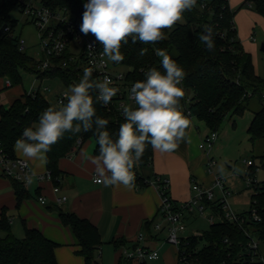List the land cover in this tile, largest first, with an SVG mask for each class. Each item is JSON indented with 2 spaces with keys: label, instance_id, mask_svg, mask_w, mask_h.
<instances>
[{
  "label": "trees",
  "instance_id": "16d2710c",
  "mask_svg": "<svg viewBox=\"0 0 264 264\" xmlns=\"http://www.w3.org/2000/svg\"><path fill=\"white\" fill-rule=\"evenodd\" d=\"M40 1L42 6L51 10L67 11L82 23L85 11L83 5L86 0ZM249 5L252 6L251 3ZM17 6H21L24 12L28 5L5 1L0 12V77L9 80L11 87L23 83L24 73L34 74L42 81L59 79L67 87L78 83L85 69L84 61H72L70 50L53 58L50 70L45 72L40 69L42 60L38 61L24 52L20 45L21 36L16 35L19 20L11 16L12 10ZM253 9L264 17V0H253ZM183 20L174 29H165V39L158 43L145 45L133 43L129 39L121 48L125 59L114 65L128 68L127 81L134 84L136 81L144 80V73L150 68L155 67L163 72L161 58L156 55L155 50H166L186 73L182 85L185 95L180 101L181 109L188 107L210 131H219L228 116L243 114L256 98L262 107L255 113L248 133L253 146L257 141L264 142V76L257 74L253 57L239 37L235 13L229 0H197L196 8L191 12H185ZM206 26H211L214 32L215 47L212 51L206 50L197 38V34ZM141 49H147L144 55L140 54ZM92 79L95 80L94 77ZM92 95L95 98L96 93L93 92ZM49 106L53 105L42 93L36 96L24 93L9 107L0 106V141L4 153L9 158H17L14 151L15 141L21 137L25 128L36 126L41 112ZM94 107L96 117L109 121L107 130L115 140L124 117L109 111L100 102H95ZM90 139L96 142L95 124L88 132L65 133L64 137L52 146L51 151L47 153V167L55 186H58L57 181L62 174L59 168L60 159L70 155L80 140L83 145ZM154 151L151 145H147L141 161L133 169L138 189H143L150 183L142 170L153 164ZM95 154H99L97 143ZM258 159L264 169V154ZM10 179L20 206L30 197V193L23 182ZM254 198L258 201L256 207L260 219L250 217L243 224L228 221L223 216L221 205L215 206L217 214L222 215L221 220L211 224L210 229L203 234L188 238L186 248L195 261L199 264H251L247 253V246L250 243L247 229H250L260 242V251L264 255L261 250V243H264V188L260 189ZM241 215L250 216V210ZM60 218L78 238L80 249L77 253L84 257L85 263L101 264L97 261V252L102 240L96 225L68 211L61 210ZM116 244L120 246L124 243L117 241ZM58 246V243L48 239L37 228L25 226V237L18 238L12 232L8 215L6 212L2 213L0 264H58L56 255ZM120 264H125L123 258Z\"/></svg>",
  "mask_w": 264,
  "mask_h": 264
},
{
  "label": "clouds",
  "instance_id": "9594fccd",
  "mask_svg": "<svg viewBox=\"0 0 264 264\" xmlns=\"http://www.w3.org/2000/svg\"><path fill=\"white\" fill-rule=\"evenodd\" d=\"M196 6L197 0H86L80 31L84 35L92 34L102 45V57L121 63L125 59L121 48L129 39L145 45L158 43L165 39V29H174L183 21L184 13ZM213 37L211 26L197 34L208 51L214 50ZM146 51L141 49L140 54ZM155 51L161 58L163 72L150 68L144 73V80L131 86L129 98L135 107L121 105L124 122L115 140L107 130L109 121L96 117L94 103L109 105L119 89L112 86L113 81L107 76L102 81L93 80V70L85 68L79 82L64 92L60 106L47 107L34 128L23 130L14 143V151L44 164L47 153L65 133L88 132L95 124L99 154L89 158L95 166L94 182L105 187L123 185L132 189L136 179L133 169L141 161L146 146L151 145L161 153L174 152L186 139V130L191 126V120L180 107L186 73L166 50ZM27 182H32L31 176ZM155 258L153 253L150 259Z\"/></svg>",
  "mask_w": 264,
  "mask_h": 264
},
{
  "label": "crops",
  "instance_id": "0c3cea01",
  "mask_svg": "<svg viewBox=\"0 0 264 264\" xmlns=\"http://www.w3.org/2000/svg\"><path fill=\"white\" fill-rule=\"evenodd\" d=\"M5 1H16L33 7L41 6L40 0H0V12ZM18 8L21 10V6ZM7 81L0 77V106L9 107L26 91L14 92L12 87H8ZM188 118L191 120V126L186 130V139L179 144L176 151L171 153L154 151L153 164L142 170L144 177L150 181L143 189H138L136 185L130 190L123 185L105 187L94 182L95 166L89 158L96 156L95 140L90 144L87 141L70 155L60 159L59 168L62 174L57 181L61 189L60 193L54 192L55 183L52 180L41 179V176L49 171L47 162L41 164L38 160L26 159L15 151L17 158L25 159L30 163L32 182L24 183L30 197L18 206L12 180L0 169V215L6 212L11 223L17 216L22 221L24 229L25 226L37 228L48 239L58 243L56 249L58 264H86L84 257L77 253L80 249L78 238L73 230L61 221V210L75 213L96 225L102 240L97 252V261L101 264H120L123 248L136 244L142 233L147 238L145 244L151 249H158L161 254L160 259L166 264H180L178 248L166 242V232L155 230V224L162 222L159 215L162 199L152 181L155 176L167 179L170 183V196L176 202L190 199V181L192 177L196 178V172H199L197 163L192 162L193 159L196 160L195 154L192 153V140L195 136L204 139L211 131L199 120L200 125L196 126V122L192 120L193 118L196 120V116ZM205 157L207 163L206 154ZM251 160L257 166L255 159ZM259 174L260 172L257 174L258 178ZM245 176L242 177L241 183L235 178H225L233 189V196L240 192L247 193L249 210L256 193L245 186ZM212 181L213 176L211 183L205 184L204 181L201 183L210 187ZM245 188L248 189L247 192ZM58 196H66L67 200L59 204L56 201ZM233 196L229 199L232 209L241 205L237 204L239 200L234 204L230 201ZM41 197L46 198V204L40 202ZM186 236L192 235L186 233ZM117 241H123L124 244L117 246Z\"/></svg>",
  "mask_w": 264,
  "mask_h": 264
},
{
  "label": "built area",
  "instance_id": "2783aa9c",
  "mask_svg": "<svg viewBox=\"0 0 264 264\" xmlns=\"http://www.w3.org/2000/svg\"><path fill=\"white\" fill-rule=\"evenodd\" d=\"M24 13L31 18V21L38 27L40 32L41 47L44 55L40 65L41 71L45 72L50 70L53 58H57L65 51L70 50L72 52L71 60L75 62L83 60L84 67L93 70L92 77H94L96 81H102L104 77L107 76L113 81L112 86L119 89L117 96L113 98L112 102L107 106L104 105L109 111L116 112L123 116L121 105L135 107L134 102L129 98L130 88L133 84L127 81V72L116 70L117 67L113 62L108 61L107 57L101 56L102 45L96 42L92 34L84 35L80 31L81 22L73 15L64 10L54 11L42 5L39 7L27 6ZM20 45L22 49L25 48V41L22 38L20 40ZM90 45L92 48H89ZM7 85L11 87V82L9 80L7 81ZM49 90L50 88L44 85L37 88L34 83L28 93L32 96H36L38 93L43 94ZM64 92L58 94L57 106H60V101L64 100ZM182 111L188 117L193 116L188 107H183ZM218 139V131H211L204 137L200 144V148L207 156L208 172L213 176L212 185L210 187L193 179L192 197L184 202H176L171 198L170 194H168L170 183L167 179L157 176L152 181L158 188L162 199L159 208V215L162 222L155 224V230L158 232H166V242L178 248L180 264H199L192 258L186 248L189 238V236H186V213H200L206 215L205 213L207 211H211L208 218L213 224L217 222V217L221 220L222 215L217 214V208H215L216 205H221L220 209L222 210L224 218L230 222L243 224L250 217L255 220L260 219L256 207L258 201L255 198L249 209L250 216L238 214L231 208L229 199L234 194L233 189L228 184V179L216 173V161L211 154ZM81 146L82 141L80 140L77 147ZM0 157V162L3 167L2 172L5 176L23 183L27 181L31 173L30 163L21 158H9L3 151L1 141ZM244 163L247 169L244 184L247 188L254 190L257 195L259 190L264 188V181H261L257 176L259 167L256 166L251 159H245ZM41 179L52 180L51 172L48 171L46 174L42 175ZM216 190H218L219 196L216 195ZM54 192L60 193V187L55 186ZM66 200V196H58L56 201L61 204ZM40 202L46 204V198L41 197ZM247 234L250 236L247 253L248 258L251 260V264H264V255L260 251V242L253 236V232L250 229H247ZM146 241L147 238L145 234L142 233L139 235L136 244L123 248L122 257L125 260V264L130 262L133 264H144L148 261L160 259L161 254L159 250L151 249L145 244ZM153 253L156 254L157 258L150 259Z\"/></svg>",
  "mask_w": 264,
  "mask_h": 264
},
{
  "label": "rangeland",
  "instance_id": "374dc122",
  "mask_svg": "<svg viewBox=\"0 0 264 264\" xmlns=\"http://www.w3.org/2000/svg\"><path fill=\"white\" fill-rule=\"evenodd\" d=\"M229 2L235 13V22L238 28L239 37L245 49L250 52L253 57L257 74L264 76V51L261 50L264 44V17L259 15L253 9V0H229ZM249 3H251L252 6L249 5ZM11 16L12 18L19 20L16 35H20L25 41L24 52L38 61L42 60L44 55L42 52L41 36L38 27L31 21V18L26 13L18 8V6L12 10ZM116 70L127 72L128 68L117 67ZM34 83L37 88L41 85L50 88L49 91L44 92L42 95L46 96L49 102L55 106H57L58 94L69 88L59 79H45L42 81L37 79L34 74L24 73L23 83L13 86L11 89L16 93L26 91L25 93L29 94L28 92L31 90ZM261 107V103L255 98L251 101L249 109L246 112L237 116H228L224 120L218 131L219 139L214 145L211 153L216 161L215 171L220 176L224 178H235L238 183H241L242 177L246 175L247 170L244 160L255 159L256 164L259 167V179L264 181V169L262 168V163L258 159L260 155L264 154V142L257 141L255 146H253L248 133V128L254 115ZM192 120L196 122V126L200 125L198 119L195 120V118H193ZM202 139L203 137L200 138L195 136L192 140V153H194L196 157V160L193 159L192 162L197 163V170H199V172H196V178L192 177V180L190 181L189 198L193 195V178L200 183L204 181L205 184L211 183L212 180V176L208 172L205 153L199 148ZM92 142H94V139L88 140L87 143L90 144ZM2 168L0 162V169ZM245 191L247 192L248 189L245 188ZM246 194L240 192L230 200L233 204L234 202L236 203L237 200L240 201L237 204L241 205L233 207L238 214L247 212L249 208V199ZM216 195L219 196L218 190H216ZM210 213L211 211H207L205 213L206 215L200 213H186L185 221L187 224V234L201 235L208 231L211 226V221L208 218ZM219 220L220 218L217 217L216 221L218 222ZM11 228L14 235L18 238L25 237V229L19 217L16 216L15 220L11 223ZM261 250L264 253V243H261ZM147 264L166 263L160 259L148 261Z\"/></svg>",
  "mask_w": 264,
  "mask_h": 264
},
{
  "label": "water",
  "instance_id": "95a60500",
  "mask_svg": "<svg viewBox=\"0 0 264 264\" xmlns=\"http://www.w3.org/2000/svg\"><path fill=\"white\" fill-rule=\"evenodd\" d=\"M261 50H262V51H264V44H263V46H262Z\"/></svg>",
  "mask_w": 264,
  "mask_h": 264
}]
</instances>
